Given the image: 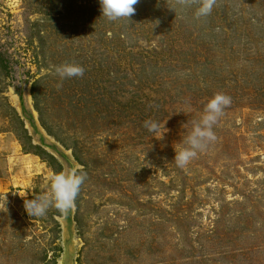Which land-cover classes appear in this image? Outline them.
<instances>
[{
  "label": "rangeland",
  "instance_id": "374dc122",
  "mask_svg": "<svg viewBox=\"0 0 264 264\" xmlns=\"http://www.w3.org/2000/svg\"><path fill=\"white\" fill-rule=\"evenodd\" d=\"M199 2L109 21L99 0H0V264H264V0ZM217 93V139L177 167ZM71 168L74 207L29 217Z\"/></svg>",
  "mask_w": 264,
  "mask_h": 264
},
{
  "label": "clouds",
  "instance_id": "9594fccd",
  "mask_svg": "<svg viewBox=\"0 0 264 264\" xmlns=\"http://www.w3.org/2000/svg\"><path fill=\"white\" fill-rule=\"evenodd\" d=\"M138 3L139 0H99L101 15L109 21L122 18L130 20L136 11L134 6ZM215 4L216 0H200L194 13L195 19L199 20L211 15ZM84 73L85 69L75 63H64L55 67V75L61 82L65 79L82 77ZM231 103L232 98L223 93H217L207 101L200 119L194 122L183 145L175 151L174 161L177 167L184 168L189 165L200 152L206 150L209 144L217 139L214 127ZM144 127L149 132L157 134L159 139H163L164 134L168 131L165 122L161 124L148 120L144 122ZM86 178V173L77 168L51 174L49 177L50 192L44 196L26 198L23 203L25 212L29 217H43L49 208L54 207L66 214L74 207Z\"/></svg>",
  "mask_w": 264,
  "mask_h": 264
}]
</instances>
